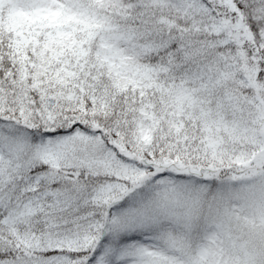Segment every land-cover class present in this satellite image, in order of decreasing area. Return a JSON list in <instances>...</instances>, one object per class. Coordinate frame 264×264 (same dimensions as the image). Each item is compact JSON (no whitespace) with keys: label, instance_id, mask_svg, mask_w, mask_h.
Instances as JSON below:
<instances>
[{"label":"snow or ice","instance_id":"1","mask_svg":"<svg viewBox=\"0 0 264 264\" xmlns=\"http://www.w3.org/2000/svg\"><path fill=\"white\" fill-rule=\"evenodd\" d=\"M0 264H264V0H0Z\"/></svg>","mask_w":264,"mask_h":264}]
</instances>
